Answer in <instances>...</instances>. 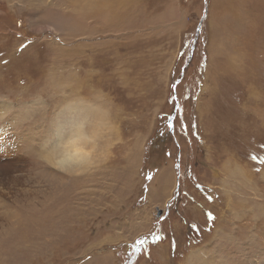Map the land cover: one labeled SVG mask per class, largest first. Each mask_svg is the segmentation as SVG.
<instances>
[{
    "label": "rangeland",
    "instance_id": "374dc122",
    "mask_svg": "<svg viewBox=\"0 0 264 264\" xmlns=\"http://www.w3.org/2000/svg\"><path fill=\"white\" fill-rule=\"evenodd\" d=\"M0 264H264V0H0Z\"/></svg>",
    "mask_w": 264,
    "mask_h": 264
},
{
    "label": "bare ground",
    "instance_id": "6f19581e",
    "mask_svg": "<svg viewBox=\"0 0 264 264\" xmlns=\"http://www.w3.org/2000/svg\"><path fill=\"white\" fill-rule=\"evenodd\" d=\"M75 106L76 104L70 105L68 109L76 112L77 115H79L78 117L82 118L84 114L87 115L86 113L87 111L84 112V110H88L89 112H91L90 116L92 118V121L91 119L90 121L92 122L93 133L95 132V130H97V128H99L98 125H100L101 127V125L104 126L108 122L107 112L102 113V112L97 111L96 109L91 108L90 106H83L81 104L78 105L77 108H75ZM71 119H72L71 120L72 122L75 119V117H71ZM82 119H86V118H82ZM86 132L87 131H85V128H83L81 124L80 125L77 124L75 128L71 130L70 135H69L70 138L67 137V139H64L62 131L58 130L56 132L57 140L59 142L58 146L57 145L55 146L53 143L51 146L49 145L48 147H46V150H45L46 156L45 158L44 157L43 158L46 160L47 163L56 167L55 169H58L60 171H66V172H78L79 169L83 167V165L86 164L88 159L90 158L89 152L85 149V143L87 141L89 142L88 140L89 135ZM94 136H96V134ZM90 137L92 138V136ZM168 182L170 181L166 179V177L164 178L160 177L159 182H158L159 185L157 184L158 185L157 189L160 190L161 195L163 197L168 192V188H169V185L167 186V184H169ZM166 196L168 197L169 194H167Z\"/></svg>",
    "mask_w": 264,
    "mask_h": 264
}]
</instances>
